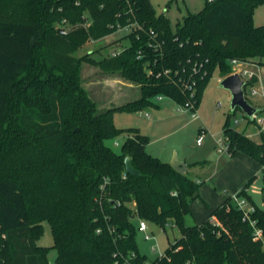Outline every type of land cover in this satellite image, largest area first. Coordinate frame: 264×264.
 <instances>
[{
    "label": "trees",
    "instance_id": "1",
    "mask_svg": "<svg viewBox=\"0 0 264 264\" xmlns=\"http://www.w3.org/2000/svg\"><path fill=\"white\" fill-rule=\"evenodd\" d=\"M263 2L208 0L173 29L151 0H0V264H51V249L54 264H264L263 240L228 198L215 220L186 224L201 182L113 118L158 106L162 94L196 107L216 65L224 78L234 58L264 63V24L252 22ZM63 21L69 31L56 26ZM128 24L130 45L119 55L74 54ZM84 60L136 83L139 96L98 109L81 79ZM124 133L117 152L107 140ZM223 135L231 154L264 170V133L256 140L227 120ZM126 158L139 174L126 171ZM248 185L239 192L256 205ZM253 217L264 234V208ZM140 219L181 237L150 261L137 242ZM46 220L53 246L37 242Z\"/></svg>",
    "mask_w": 264,
    "mask_h": 264
},
{
    "label": "rangeland",
    "instance_id": "2",
    "mask_svg": "<svg viewBox=\"0 0 264 264\" xmlns=\"http://www.w3.org/2000/svg\"><path fill=\"white\" fill-rule=\"evenodd\" d=\"M157 14H166L171 20L173 29L182 22L188 13H200L208 0H151ZM252 22L255 25L264 24V2L252 12ZM70 30L65 21L56 26ZM128 32L118 27L109 35L89 40L80 46L74 54L101 59L114 50L124 49L130 45L126 37ZM264 61V59H263ZM245 64L261 75L264 85V63ZM233 68V66H232ZM237 68V67H236ZM234 69V68H233ZM83 85L90 90L91 96L97 101L98 109L121 104L139 96L138 85L123 79L120 75L111 74L84 60L81 68ZM222 77L219 67L212 70L206 81L205 88L198 105L197 118L192 115V109L186 108L173 97L160 95L156 101L158 106L145 110H116L113 118L116 126L122 130L139 129L150 139L146 149L172 162L175 158L186 163L188 176L201 179L199 196L190 201V212L185 217L188 225L201 224L213 215L229 195L237 193L249 182L247 192L256 205L264 208V170L261 163L243 153L229 154L217 149L218 136L223 134L225 122L230 126L244 131L254 139H260L262 128L256 121H250L246 113L239 107L232 109V95L229 89L221 84ZM253 88H259L257 83L245 86L247 99L258 107L257 116H264V98L252 95ZM134 95V96H133ZM113 102V103H112ZM238 119L239 123H235ZM204 136L203 144L197 145L199 135ZM126 133L107 140V143L117 152L121 151ZM118 142V143H117ZM216 218L214 217V220ZM147 230L137 231V242L142 254L155 260L173 244L181 232L177 227L168 226L165 230L158 224L146 221ZM51 225L43 222V232L37 240L38 245L53 246L54 237ZM57 251L51 249L48 257L52 264Z\"/></svg>",
    "mask_w": 264,
    "mask_h": 264
},
{
    "label": "built area",
    "instance_id": "3",
    "mask_svg": "<svg viewBox=\"0 0 264 264\" xmlns=\"http://www.w3.org/2000/svg\"><path fill=\"white\" fill-rule=\"evenodd\" d=\"M135 24H128L123 26V28L127 31L130 32L133 28H134ZM125 49V48H124ZM124 49H119V50H114L112 51L111 55L116 56L119 55L122 51H124ZM256 63L253 61H249V60H240L237 58H234L233 60H231L232 66H233V73H238L240 74L241 78L244 79L245 81V86L249 83H255V80H258V84H259V88H253L251 93L252 95H261V97L263 96L264 98V85H263V80L261 78V75L259 73H257V71H255L254 69L250 68L249 66H253V64H249V63ZM245 64H248L249 66H245ZM237 67V68H236ZM245 86H244V90H245ZM246 95V92H245ZM247 98V95H246ZM184 106L188 109H192V115L194 118H197L198 115L196 113V107L191 104V103H186L184 104ZM249 120L251 119L250 117H248ZM252 121H256L262 128L259 131V134L264 133V116H257V113L254 114V117L252 119ZM235 123H239V120L236 119ZM197 144L201 145L203 140H204V136L199 135V137L197 138ZM217 140V149L221 152H228L229 154H231V144L229 139L225 136V135H221L218 136L216 138ZM118 143V142H117ZM229 199V203H227L228 208L231 207V204H233L234 206H236L239 210L242 211V219L244 221H248L249 224L253 227L254 229V238L257 240H263V244H264V234L263 231L260 227H258L257 225V219H255L253 217V213L256 210V205H254L246 196L240 194V192L234 193L232 195H229L227 197ZM139 226V230L141 231H146L148 226L146 223V220H142L140 219L138 222Z\"/></svg>",
    "mask_w": 264,
    "mask_h": 264
},
{
    "label": "water",
    "instance_id": "4",
    "mask_svg": "<svg viewBox=\"0 0 264 264\" xmlns=\"http://www.w3.org/2000/svg\"><path fill=\"white\" fill-rule=\"evenodd\" d=\"M61 31L65 32V29L61 28ZM221 84L223 87L230 90L232 99L231 106L232 109H236L237 107L241 108L248 117L253 119L254 114L258 112V107L254 106L252 103L248 101L245 95V81L241 78L240 74L232 73L221 80ZM126 171L131 174H139V171L133 166L132 162L129 158L125 159ZM173 168H175L180 173H184L186 170V163L178 161L176 158L171 162ZM198 191H196L193 195V198H196Z\"/></svg>",
    "mask_w": 264,
    "mask_h": 264
},
{
    "label": "crops",
    "instance_id": "5",
    "mask_svg": "<svg viewBox=\"0 0 264 264\" xmlns=\"http://www.w3.org/2000/svg\"><path fill=\"white\" fill-rule=\"evenodd\" d=\"M257 81H258V80H255L254 82L258 84ZM202 144H203V142H202ZM202 144H201V145H202ZM197 145H198V144H197ZM201 145H198V146H201ZM157 156H158V155H157ZM158 157H160V156H158ZM162 160H163V159H162ZM164 161L168 162L167 159H166V160L164 159ZM188 168H189V166L186 164V170H185V173H186L187 175H188ZM197 181H198V182H201L202 180L198 178ZM199 193H200V192H199ZM225 199H226V198H225ZM225 199H224V201H225ZM224 201H223V202H224ZM223 202H222V203H223ZM222 203H221V205H222ZM219 206H220V205H219ZM211 219H214V216H213V215L211 216ZM52 264H54V262H53Z\"/></svg>",
    "mask_w": 264,
    "mask_h": 264
}]
</instances>
